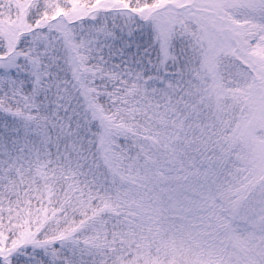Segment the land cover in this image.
<instances>
[{
	"label": "snow or ice",
	"instance_id": "obj_1",
	"mask_svg": "<svg viewBox=\"0 0 264 264\" xmlns=\"http://www.w3.org/2000/svg\"><path fill=\"white\" fill-rule=\"evenodd\" d=\"M0 264H264V0H0Z\"/></svg>",
	"mask_w": 264,
	"mask_h": 264
}]
</instances>
